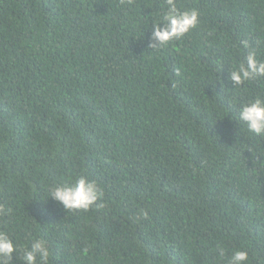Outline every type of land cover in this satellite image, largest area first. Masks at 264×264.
I'll list each match as a JSON object with an SVG mask.
<instances>
[{
    "label": "trees",
    "instance_id": "trees-1",
    "mask_svg": "<svg viewBox=\"0 0 264 264\" xmlns=\"http://www.w3.org/2000/svg\"><path fill=\"white\" fill-rule=\"evenodd\" d=\"M176 5L198 25L151 49L165 0H0V231L19 249L43 239L49 264H227L234 250L264 264V138L238 120L264 78L229 80L249 51L264 61V0ZM81 176L102 206L48 198Z\"/></svg>",
    "mask_w": 264,
    "mask_h": 264
},
{
    "label": "clouds",
    "instance_id": "clouds-1",
    "mask_svg": "<svg viewBox=\"0 0 264 264\" xmlns=\"http://www.w3.org/2000/svg\"><path fill=\"white\" fill-rule=\"evenodd\" d=\"M166 10L162 18L152 24L149 48L157 49L166 46L173 40L181 39L186 33L194 29L199 23V12L195 9L180 11L176 0H165ZM244 48L248 43L242 42ZM264 78V61H258L256 53L249 51L245 59L229 73V80L235 87L246 82ZM239 122L246 131L255 137L264 138V96L251 99L239 109ZM103 190L95 180L84 176L79 177L74 183L55 184L48 189V198L59 203L63 209L87 211L97 202L102 200ZM102 206V205H97ZM10 209L0 205V216L6 215ZM146 218L147 213L141 212ZM22 264H49L50 250L46 241L35 239L29 247L19 249L6 232L0 231V264H11L13 254L20 253ZM217 259L222 260L226 253L222 246L217 245L215 249ZM249 255L247 251L234 250L227 257V264H248Z\"/></svg>",
    "mask_w": 264,
    "mask_h": 264
}]
</instances>
